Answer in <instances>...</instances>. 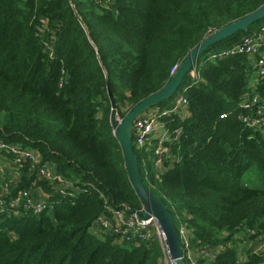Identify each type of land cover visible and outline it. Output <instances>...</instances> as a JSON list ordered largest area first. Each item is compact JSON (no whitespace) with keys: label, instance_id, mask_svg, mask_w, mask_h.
<instances>
[{"label":"trees","instance_id":"16d2710c","mask_svg":"<svg viewBox=\"0 0 264 264\" xmlns=\"http://www.w3.org/2000/svg\"><path fill=\"white\" fill-rule=\"evenodd\" d=\"M262 4L0 0V141L37 149L40 163L67 182L55 187L28 162L17 166L8 149L0 151L20 171L11 193L27 190L43 206L40 213L22 206L0 211V264H164L154 239L121 242L95 226L107 208L142 206L112 132L107 85L121 120L162 89L202 39ZM263 26L264 17L205 51L256 38ZM207 55L177 89L186 97L185 112L164 118L167 168L155 170L152 152L133 146L139 172L176 229L184 223L191 246L207 251L198 264H264V248L238 256L243 242L264 240V127L244 120L263 103H251L264 94L260 56ZM173 99L154 106L162 110ZM252 171L260 185L247 178Z\"/></svg>","mask_w":264,"mask_h":264},{"label":"built area","instance_id":"2783aa9c","mask_svg":"<svg viewBox=\"0 0 264 264\" xmlns=\"http://www.w3.org/2000/svg\"><path fill=\"white\" fill-rule=\"evenodd\" d=\"M264 44V26L263 33L256 38L245 37L240 43L230 47L229 49L220 50L218 53H213L211 57H217L228 54H247L253 56L256 53L260 58L256 61L258 72L264 73V52H259V45ZM176 68H173L172 73ZM192 74L195 72L192 69ZM173 103L170 107L160 110L157 106L150 107L148 111L142 112L131 125L132 145L136 148L143 149L142 154L145 155L148 151L153 154L152 167L155 170L166 169L163 154L168 150L165 141L169 138L168 129L165 127L167 116L172 113L185 112L187 103L184 93L175 92L173 95ZM263 101L257 105L256 112L253 117L245 118L248 125L251 127H264V94L254 95L251 103ZM249 100L244 102L247 107ZM222 117V116H221ZM179 134V130L175 131V138ZM8 149L13 156L15 165L20 166L23 162H28L31 167L37 171V175L49 181H55V185L65 186L63 178L57 175L52 167L47 163H40V158L37 149L32 147H22L11 145V142L4 143L0 141V151ZM170 161V160H169ZM67 183V182H65ZM11 184L9 181L0 186V211L14 210L18 211L20 206L26 211L40 213L43 209L42 204L38 200H32L31 194L27 190H23L16 195L12 194ZM70 186V184H66ZM143 204L140 210H131L128 206L119 208H107L104 213L97 217L96 227L105 230L113 231L118 236L121 242H145L154 239L160 246L164 264H173L170 258L167 244L165 241L164 232L161 229L155 216L149 214L147 217H139L137 212H143ZM178 239L182 249V259L187 264H198V258L206 256L207 251L203 248H194L189 242L190 231L184 223H180L176 229ZM264 248V240L260 242L258 251Z\"/></svg>","mask_w":264,"mask_h":264},{"label":"water","instance_id":"95a60500","mask_svg":"<svg viewBox=\"0 0 264 264\" xmlns=\"http://www.w3.org/2000/svg\"><path fill=\"white\" fill-rule=\"evenodd\" d=\"M264 17V4L244 17L231 22L220 29L214 31L202 39L176 68L169 81L158 92L149 95L141 100L136 106L130 109L124 117L119 120L116 110V102L113 94L107 85V96L110 102V125L114 136L120 145L125 158L126 172L128 178L136 192V195L143 204V212H137L139 217H147L149 214L155 216L161 229L164 232L167 249L173 264H184L182 259V249L178 239L174 219L172 214L144 184L139 168L138 158L134 153L131 136L132 122L146 109L172 97L182 83L184 76L195 67L199 56L212 44L233 35L239 30H245L253 22Z\"/></svg>","mask_w":264,"mask_h":264},{"label":"rangeland","instance_id":"374dc122","mask_svg":"<svg viewBox=\"0 0 264 264\" xmlns=\"http://www.w3.org/2000/svg\"><path fill=\"white\" fill-rule=\"evenodd\" d=\"M208 54L207 51H204L201 55H200V60L206 56ZM209 58L212 56V54H208L207 55ZM180 91H177V94ZM264 109V108H263ZM149 109H146L145 111H148ZM11 145L13 146H17V143H11ZM135 147V146H134ZM8 159H4L2 157H0V186L3 185L4 183H6L7 181H9L10 183L14 182L17 183L16 181L19 180V170L17 168V170H11V166L7 164ZM253 172V171H252ZM247 172V178L250 180L251 184H256V185H260L259 183V175H257L256 173L254 174V172ZM73 177H76V175H73ZM55 187H62L60 185H55ZM90 231L94 232L95 229L91 227ZM261 241H257L255 243L251 242V243H242L240 248H239V252H238V256L241 258L243 256V252L244 249H256L258 248V246L260 245ZM263 249V248H262Z\"/></svg>","mask_w":264,"mask_h":264},{"label":"crops","instance_id":"0c3cea01","mask_svg":"<svg viewBox=\"0 0 264 264\" xmlns=\"http://www.w3.org/2000/svg\"><path fill=\"white\" fill-rule=\"evenodd\" d=\"M0 157H2V158H4V159H7V157H5L4 155H0ZM12 170H17V168H15V167H11V170L10 171H12ZM0 171H1V169H0Z\"/></svg>","mask_w":264,"mask_h":264}]
</instances>
